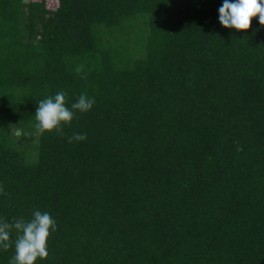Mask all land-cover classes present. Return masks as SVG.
<instances>
[{
	"label": "trees",
	"instance_id": "16d2710c",
	"mask_svg": "<svg viewBox=\"0 0 264 264\" xmlns=\"http://www.w3.org/2000/svg\"><path fill=\"white\" fill-rule=\"evenodd\" d=\"M0 264H264V0H0Z\"/></svg>",
	"mask_w": 264,
	"mask_h": 264
},
{
	"label": "rangeland",
	"instance_id": "374dc122",
	"mask_svg": "<svg viewBox=\"0 0 264 264\" xmlns=\"http://www.w3.org/2000/svg\"><path fill=\"white\" fill-rule=\"evenodd\" d=\"M58 5V0H48V6L51 8V9H54L56 6ZM16 140H19L18 138ZM28 140L31 141L30 143V146L32 147V143L35 144L36 140H33V137L32 135H30L28 137ZM22 143H24V140L21 141Z\"/></svg>",
	"mask_w": 264,
	"mask_h": 264
}]
</instances>
